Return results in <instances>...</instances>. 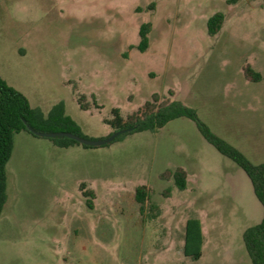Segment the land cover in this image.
<instances>
[{
    "label": "rangeland",
    "instance_id": "1",
    "mask_svg": "<svg viewBox=\"0 0 264 264\" xmlns=\"http://www.w3.org/2000/svg\"><path fill=\"white\" fill-rule=\"evenodd\" d=\"M216 12L224 19L210 35ZM0 76L44 114L63 109L90 139L113 132V109L126 120L153 94L178 99L264 162L263 0H0ZM180 167L184 189L167 173ZM5 171L0 264H250L242 234L262 204L187 117L93 147L20 131ZM189 218L202 227L198 259L183 251Z\"/></svg>",
    "mask_w": 264,
    "mask_h": 264
},
{
    "label": "trees",
    "instance_id": "2",
    "mask_svg": "<svg viewBox=\"0 0 264 264\" xmlns=\"http://www.w3.org/2000/svg\"><path fill=\"white\" fill-rule=\"evenodd\" d=\"M223 19L224 15L221 12H216L209 17L207 26L210 35H215L220 30ZM149 29V23H145L140 27L139 34L141 40L139 48L141 50L147 48V33ZM244 74L253 80H259L260 78V74L254 72L250 67H245ZM158 101L159 96L153 94L151 100H147L140 109L129 114L126 120L120 116L117 109H113L112 112L115 117L110 121L114 129L113 132L119 129L135 127L130 131L116 136L111 142L117 141L132 132L145 130L157 131L163 128L169 121L179 117H187L194 121L203 138L212 144L221 154L230 158L241 167L250 178L253 191L262 204L263 216L260 222L244 230L242 239L250 259V264H264V162L258 164L252 163L238 148L218 136L206 124L200 121L193 107L184 104L178 99ZM53 112L54 108L49 113L44 114L40 109L31 107L27 97L22 92L10 86L0 76V213L6 200L5 165L11 155L13 136L20 131L31 133L27 129L26 123L37 131H68L85 137L78 132L80 127L65 115L63 109H60L58 113ZM55 124H59L64 128L62 130L51 129V125ZM52 139L61 147L79 144L75 140L63 136L52 137ZM83 146L93 147L88 145ZM167 173H171L175 185L179 189L185 188L186 172L183 168H176L173 171L167 170ZM83 193L93 196V192L90 190H85ZM135 198L140 208L143 209L147 198L145 185L137 186ZM88 205L90 206V204ZM202 241L203 236L200 221L196 218H189L186 221L184 232V254L193 259H198L202 253Z\"/></svg>",
    "mask_w": 264,
    "mask_h": 264
},
{
    "label": "water",
    "instance_id": "3",
    "mask_svg": "<svg viewBox=\"0 0 264 264\" xmlns=\"http://www.w3.org/2000/svg\"><path fill=\"white\" fill-rule=\"evenodd\" d=\"M26 127L31 133H33L34 135H37V136H45V137L63 136V137L73 139L76 142H78L79 144L88 145V146H101V145H105L107 143H110L116 136H118L122 133H125L127 131H130L135 126L132 128H124V129L116 130V131L112 132L110 135H108L107 137L100 138V139L85 138V137L79 136L77 134H74L72 132H68V131H52V132L37 131V130H34L33 128H31L27 123H26Z\"/></svg>",
    "mask_w": 264,
    "mask_h": 264
},
{
    "label": "crops",
    "instance_id": "4",
    "mask_svg": "<svg viewBox=\"0 0 264 264\" xmlns=\"http://www.w3.org/2000/svg\"><path fill=\"white\" fill-rule=\"evenodd\" d=\"M182 168V167H181ZM185 170V169H184ZM186 171V170H185ZM201 230H202V227H201ZM203 234V233H202Z\"/></svg>",
    "mask_w": 264,
    "mask_h": 264
}]
</instances>
